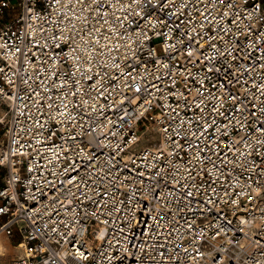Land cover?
Here are the masks:
<instances>
[{
    "label": "built area",
    "instance_id": "2783aa9c",
    "mask_svg": "<svg viewBox=\"0 0 264 264\" xmlns=\"http://www.w3.org/2000/svg\"><path fill=\"white\" fill-rule=\"evenodd\" d=\"M0 102L10 264H264L261 0H0Z\"/></svg>",
    "mask_w": 264,
    "mask_h": 264
},
{
    "label": "rangeland",
    "instance_id": "374dc122",
    "mask_svg": "<svg viewBox=\"0 0 264 264\" xmlns=\"http://www.w3.org/2000/svg\"><path fill=\"white\" fill-rule=\"evenodd\" d=\"M263 7H264V0H261ZM7 108L5 104H2L0 102V119L7 120L6 116ZM4 130L0 128V152L1 149L4 146L5 143V137H4ZM147 133V131H146ZM159 138V137H158ZM156 138L155 140H152L151 137H149V134H145L143 138L141 139L140 147L143 148L145 146H148L149 144H152V141L158 142L159 139ZM148 140L150 142H148ZM8 175V170L5 168H0V186L4 184V181L6 180ZM20 241L18 240H9L6 237L0 238V243H2V247L4 248L3 252L0 254V259L3 264H10L12 260L17 259L22 254V250L16 249V246L19 244Z\"/></svg>",
    "mask_w": 264,
    "mask_h": 264
},
{
    "label": "bare ground",
    "instance_id": "6f19581e",
    "mask_svg": "<svg viewBox=\"0 0 264 264\" xmlns=\"http://www.w3.org/2000/svg\"><path fill=\"white\" fill-rule=\"evenodd\" d=\"M22 248L21 245H17L16 249L20 250ZM4 248L2 247V243H0V254L3 252Z\"/></svg>",
    "mask_w": 264,
    "mask_h": 264
},
{
    "label": "snow or ice",
    "instance_id": "6c2138e0",
    "mask_svg": "<svg viewBox=\"0 0 264 264\" xmlns=\"http://www.w3.org/2000/svg\"><path fill=\"white\" fill-rule=\"evenodd\" d=\"M135 90H136V91H139V88H136ZM189 194H190V193H189Z\"/></svg>",
    "mask_w": 264,
    "mask_h": 264
}]
</instances>
